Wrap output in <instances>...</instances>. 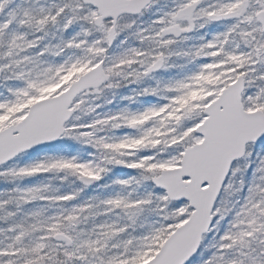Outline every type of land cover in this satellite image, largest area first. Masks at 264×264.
<instances>
[{
  "label": "snow or ice",
  "instance_id": "obj_1",
  "mask_svg": "<svg viewBox=\"0 0 264 264\" xmlns=\"http://www.w3.org/2000/svg\"><path fill=\"white\" fill-rule=\"evenodd\" d=\"M0 264H264V0H0Z\"/></svg>",
  "mask_w": 264,
  "mask_h": 264
}]
</instances>
